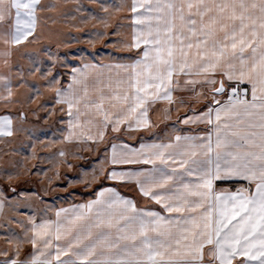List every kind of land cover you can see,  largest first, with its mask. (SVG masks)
I'll list each match as a JSON object with an SVG mask.
<instances>
[{
	"label": "snow or ice",
	"instance_id": "snow-or-ice-1",
	"mask_svg": "<svg viewBox=\"0 0 264 264\" xmlns=\"http://www.w3.org/2000/svg\"><path fill=\"white\" fill-rule=\"evenodd\" d=\"M0 109V264H264V0H0Z\"/></svg>",
	"mask_w": 264,
	"mask_h": 264
},
{
	"label": "rangeland",
	"instance_id": "rangeland-1",
	"mask_svg": "<svg viewBox=\"0 0 264 264\" xmlns=\"http://www.w3.org/2000/svg\"><path fill=\"white\" fill-rule=\"evenodd\" d=\"M68 32L71 34L75 35V30L74 29H67ZM66 43L69 44V47L71 48H76V47H81V48H87L88 51H92L90 47L86 44H72L70 41H66ZM96 47H103L102 45H96ZM61 51H64V49H61ZM2 109H0V114H2ZM34 123H38L39 125V131L37 133L39 141L45 145H47L48 140L56 138H59V131L55 127H49L48 122L44 121L43 119H40L38 122L33 118ZM47 133V138L42 134V133ZM11 146V145H10ZM29 149L31 150V145L28 146ZM57 145H53L51 148L45 146V147H40V145H37V155L41 154H48V153H53L55 152ZM4 146L3 144H0V150H3ZM87 155V153H85ZM55 158V157H53ZM70 161L73 164L77 163H84L82 160H72V158H69ZM32 165L39 166V168L44 169V168H49L50 165L48 163H43L41 164L39 160H32L29 162ZM35 171V168L33 169ZM61 173L63 176H68L71 177L73 175L72 171L67 169L66 167H61L60 169ZM50 175H54V171L47 173ZM44 183L46 188H49L50 191L45 192L41 190V184ZM0 187H2V184H0ZM14 187H17L18 192L19 191H24L26 193H33L35 192L37 196L39 197V202H38V207H43L44 204L46 203L47 205L54 206V207H60L61 205H64L68 202H77L80 201L81 199H87L90 196H92L94 193L92 192V189L90 188H84L80 186L79 184H72L69 185L67 180L61 177L59 180H54L52 185H48L46 181H44L43 175H29L27 177H21L20 181L14 185ZM66 191H74L76 195L69 196L65 195ZM17 192V194H18ZM53 193H55V198L53 196ZM18 211L21 212H28V208L22 207ZM0 234H2V231H0Z\"/></svg>",
	"mask_w": 264,
	"mask_h": 264
},
{
	"label": "crops",
	"instance_id": "crops-1",
	"mask_svg": "<svg viewBox=\"0 0 264 264\" xmlns=\"http://www.w3.org/2000/svg\"><path fill=\"white\" fill-rule=\"evenodd\" d=\"M164 123H165V121L162 120V121H161V124H160V127H163V124H164ZM109 183H111V182H109ZM121 190H122V191H125V189H123V188H122ZM93 195H94V194H93ZM77 202H79V201H77ZM73 203H76V202H73ZM61 206H62V205H61Z\"/></svg>",
	"mask_w": 264,
	"mask_h": 264
}]
</instances>
